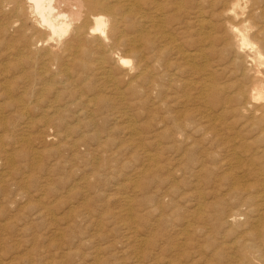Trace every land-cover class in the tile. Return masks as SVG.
<instances>
[{
  "label": "bare ground",
  "instance_id": "bare-ground-1",
  "mask_svg": "<svg viewBox=\"0 0 264 264\" xmlns=\"http://www.w3.org/2000/svg\"><path fill=\"white\" fill-rule=\"evenodd\" d=\"M133 108L155 152L133 190L159 172L152 196L118 206L117 222L38 210L44 264H264V0H0V192L31 182V143L59 160L62 134L89 129L104 153L119 143L111 117Z\"/></svg>",
  "mask_w": 264,
  "mask_h": 264
},
{
  "label": "rangeland",
  "instance_id": "rangeland-1",
  "mask_svg": "<svg viewBox=\"0 0 264 264\" xmlns=\"http://www.w3.org/2000/svg\"><path fill=\"white\" fill-rule=\"evenodd\" d=\"M147 112L141 109L136 110L133 108L131 111L124 110L123 112H121V115H123V117H121L120 119L117 118L118 120L117 119L114 120V118L111 117V120L112 119L113 120L109 124L110 127L116 125V127L113 128L115 130L118 129V131H115V133H113L114 134L113 137L117 138V141L119 143L117 142L118 144L116 146L111 147L110 148L111 150L109 149L105 151L104 152L105 154L98 153L102 151V148L100 149L96 144L94 143L90 144V142H86V140L85 141L83 140L85 139V137L92 134V133L89 134L87 133L89 129L85 131L83 130L80 132H76L75 134L72 132L65 133V136L64 134H62L63 136L62 143L63 146L64 145L65 146L61 147L62 148L61 154L63 155L62 158L59 160H54L57 159L55 155H49L48 158H50V160L48 158L45 159V156L42 155L43 152V148H41L42 145L38 144L37 142L31 143L28 147H26L27 149L25 148V151L29 153L37 152V151L38 153L40 152L39 154L41 155L40 156L41 158L37 157V160H35V163H37V165L33 170L25 171L22 169L23 170L22 175L23 176L26 175V178L28 177V175L31 176L32 178L31 182L22 183L19 179H16L13 181L12 187L6 188L4 189L3 192H0V264H28L29 260H32L34 264H44L48 259H51L52 256H54V253L50 251V249L46 244H43V247L40 248V244L34 241L36 237L42 236L43 234V231L39 232L41 228L39 227L40 224L38 220H36L37 219L36 213L40 209L43 210L44 208H50L52 207L53 204H56V209L53 213L54 215L56 213V215L58 216V217L55 216L56 218H61L65 216L63 215V213L65 214V212H68V209H70L71 207H73L74 209L79 208L78 210L84 213H86V211L89 209L91 211L92 210L95 211L97 216L99 217H102L107 220L110 219L112 222L113 221L117 222L122 218L119 217L118 215L119 219H117L118 217L115 215L119 210L126 207L128 208L129 205H130L129 206L130 209L131 207L133 208L137 207L136 210H138L140 207L139 201L142 199V197L148 196V192L152 196L151 192L153 191V189L155 190V188L153 187L155 185H158L157 176L160 175L159 172L153 173L151 175L146 174L148 175L145 178L146 182L151 183L148 188L149 190L148 189L146 190L147 193L144 194L143 191L139 192L133 190L134 189L133 186L136 180H138L136 176H138L140 168L142 169V165H145L146 163H147L146 165H148L149 163L146 160L147 159L146 155L150 153L155 154L154 150L152 149V146H150L151 149L148 148L149 147L148 139L150 140V138L147 137H151L150 136L151 131L148 130V128L146 127L148 125V122H150L149 115L147 117L145 116L148 114ZM39 115L37 116V114H35L30 117L38 118ZM9 118L10 116L8 117V119ZM135 119L138 120L136 121ZM130 121L131 123H135L136 129L137 128L139 129L137 130V132L139 133V134L137 133V136L136 133L133 134V136L135 137L131 138L133 139L132 143L128 142V139H126L131 137V134L126 130V124ZM144 122L147 125H144ZM141 123H143V126L145 127L144 129L141 128L142 126ZM140 130L142 132H140ZM143 130L145 131L143 132ZM16 133L20 134L18 132ZM22 134L23 136L32 138V136H34L33 135L34 131L33 130L25 131ZM66 134L68 137H66ZM113 134H111V136ZM103 138L104 136H102V140ZM123 141H125V144L123 143ZM141 141L142 142L144 141V143L147 142L146 146L148 147H144L140 145L139 143ZM54 144L55 145L52 146L48 144V146L46 147L47 148L57 147L56 144L58 143H54ZM67 145L68 148H66ZM31 148L33 149V151ZM29 150H31L32 152ZM72 151H78L79 154L81 153L80 154L81 156L86 155L84 157V160L79 161L77 159H73L72 156H70ZM64 152H66L67 154H65ZM111 152L116 153L115 155L116 156L118 155L119 158L117 157V160L111 159L108 161H103L104 159H109V157L112 154ZM65 155L68 157H66ZM103 155H105V157ZM38 159H40V161H38ZM165 159L166 156L161 161H164ZM57 162L60 164L58 166H61L64 171L61 170L59 174L58 172L57 174L49 173L47 170H49V168H51L52 165ZM101 163L102 164L104 163L105 165L104 168L107 170L105 171L106 173L99 172L100 176L102 175L101 177L103 181L97 184V182H95L97 180L96 169ZM44 164L46 165L45 169H44L45 166ZM140 164L141 167H139ZM38 165L40 167L41 165L43 166L40 168ZM154 177L156 180L154 179ZM91 178H93L94 180H92ZM91 183L94 185H92ZM179 186H180L179 187L180 191H178L179 189L177 190L178 196L184 190L181 189L183 188L182 184H180ZM20 189H23L22 192H26L27 195V197L25 198L26 201L25 200L21 202L15 201L14 196L20 192ZM131 191L135 192L136 194L139 193L138 194L139 197ZM133 201H135L136 203H134ZM178 202H180L181 204L182 201H178ZM133 205L136 207H134ZM118 206L122 208L120 209ZM62 208L63 211H61ZM104 209L106 212L104 211ZM97 216L95 215V218ZM111 216H114L116 219L114 220V218H110ZM110 229L111 228H109V230ZM93 232L88 233L89 234L88 237L91 235L93 236L92 234ZM109 233L110 231H104L102 235H108ZM116 233H120L118 229L114 231V234ZM116 236L118 237V235Z\"/></svg>",
  "mask_w": 264,
  "mask_h": 264
}]
</instances>
